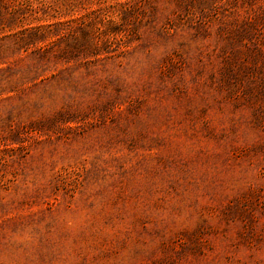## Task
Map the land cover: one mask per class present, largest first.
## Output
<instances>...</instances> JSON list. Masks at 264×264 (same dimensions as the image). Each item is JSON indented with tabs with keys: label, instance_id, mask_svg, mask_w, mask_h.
<instances>
[{
	"label": "rangeland",
	"instance_id": "rangeland-1",
	"mask_svg": "<svg viewBox=\"0 0 264 264\" xmlns=\"http://www.w3.org/2000/svg\"><path fill=\"white\" fill-rule=\"evenodd\" d=\"M0 264H264V0H0Z\"/></svg>",
	"mask_w": 264,
	"mask_h": 264
}]
</instances>
